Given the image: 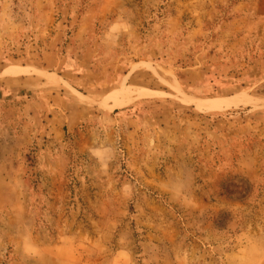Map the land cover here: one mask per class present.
I'll list each match as a JSON object with an SVG mask.
<instances>
[{
    "label": "rangeland",
    "instance_id": "rangeland-1",
    "mask_svg": "<svg viewBox=\"0 0 264 264\" xmlns=\"http://www.w3.org/2000/svg\"><path fill=\"white\" fill-rule=\"evenodd\" d=\"M0 264H264V0H0Z\"/></svg>",
    "mask_w": 264,
    "mask_h": 264
}]
</instances>
